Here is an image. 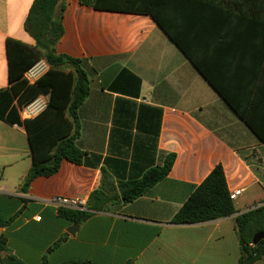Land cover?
I'll return each mask as SVG.
<instances>
[{
	"label": "crops",
	"instance_id": "crops-1",
	"mask_svg": "<svg viewBox=\"0 0 264 264\" xmlns=\"http://www.w3.org/2000/svg\"><path fill=\"white\" fill-rule=\"evenodd\" d=\"M33 2L0 0V91L11 87L7 40L35 46L26 30ZM62 5L56 52L79 59L90 80L78 114L77 144L86 156L81 164L64 160L56 174L24 188L33 165L27 130L0 119V236L7 242L0 264L6 257L22 264H239L235 220L264 205V0H169L165 21L191 58L151 15L78 0ZM171 154L168 177L148 193L82 223L61 212L75 209L48 203L56 196L88 202L98 188L113 193L119 181L141 178ZM218 165L230 194L242 190L236 213L172 223Z\"/></svg>",
	"mask_w": 264,
	"mask_h": 264
},
{
	"label": "trees",
	"instance_id": "trees-1",
	"mask_svg": "<svg viewBox=\"0 0 264 264\" xmlns=\"http://www.w3.org/2000/svg\"><path fill=\"white\" fill-rule=\"evenodd\" d=\"M63 1L34 0L26 19V30L35 40V46H29L11 38L7 40L11 87L8 90L0 91V119L20 124V117L14 106V101L23 106L39 95H49L47 109L37 118L24 123L33 159L32 168L23 185L24 188L30 186L39 177L56 174L64 160L81 164L86 156V152L77 144L80 136L78 114L81 105L90 94V80L79 59L56 52V46L64 35ZM78 1L99 10L151 15L169 37L190 57L165 21L164 11L169 10L167 6L169 0ZM41 58H46L51 63L52 69L36 85H28L23 79V75ZM196 66L227 100V97L207 73L197 63ZM238 114L252 130L256 131L244 112H238ZM175 159L176 156L171 154L166 157L162 166L150 169L141 178L119 181L117 191L115 190L113 193L102 188L96 189L87 202L89 212L79 210H61V212L74 218L75 222L82 223L89 218L91 212L107 211L116 202H133L168 177ZM235 213L236 209L234 201L230 197L224 169L218 165L197 186L174 216L172 223H200L230 217ZM235 224L241 245L239 264H254L257 260L264 258V240L258 245L253 244L255 234L264 232V205L240 214L237 216ZM6 251V239L0 236V258L1 254ZM2 260L7 264H22L11 257Z\"/></svg>",
	"mask_w": 264,
	"mask_h": 264
},
{
	"label": "built area",
	"instance_id": "built-area-1",
	"mask_svg": "<svg viewBox=\"0 0 264 264\" xmlns=\"http://www.w3.org/2000/svg\"><path fill=\"white\" fill-rule=\"evenodd\" d=\"M52 69L51 63L46 58H41L36 61L23 75V79L28 85H36L44 76H46ZM49 95H39L27 105H19L16 101L14 106L20 117V121L25 123L27 120L35 119L40 116L48 107ZM242 190H236L230 194L234 201L240 196ZM48 203L54 205L56 208H69L75 210H86L87 200L84 198H68L56 196L48 200ZM40 220V217H38Z\"/></svg>",
	"mask_w": 264,
	"mask_h": 264
},
{
	"label": "water",
	"instance_id": "water-1",
	"mask_svg": "<svg viewBox=\"0 0 264 264\" xmlns=\"http://www.w3.org/2000/svg\"><path fill=\"white\" fill-rule=\"evenodd\" d=\"M262 240H264V232H258L253 238V244L258 245Z\"/></svg>",
	"mask_w": 264,
	"mask_h": 264
},
{
	"label": "rangeland",
	"instance_id": "rangeland-1",
	"mask_svg": "<svg viewBox=\"0 0 264 264\" xmlns=\"http://www.w3.org/2000/svg\"><path fill=\"white\" fill-rule=\"evenodd\" d=\"M255 207H257V206H253L252 208H249L248 211L251 210V209H254Z\"/></svg>",
	"mask_w": 264,
	"mask_h": 264
}]
</instances>
